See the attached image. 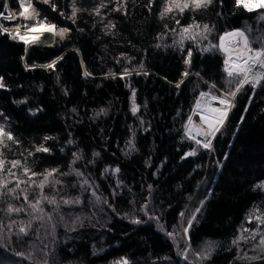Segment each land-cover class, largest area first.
Wrapping results in <instances>:
<instances>
[{
	"label": "trees",
	"instance_id": "1",
	"mask_svg": "<svg viewBox=\"0 0 264 264\" xmlns=\"http://www.w3.org/2000/svg\"><path fill=\"white\" fill-rule=\"evenodd\" d=\"M7 2L17 18L0 19L5 84L0 125L14 139L5 136L0 145L5 161L0 176L12 181L9 188L16 178L26 181L21 187L34 202L40 198V181L56 169L44 195L55 196L59 208L44 202L52 220H33L27 228L32 215L22 196L0 197V264H44V251L48 264H123L124 258L130 264H264V258H246L264 257L254 247L260 236L251 239L256 217L264 219V81L254 92L246 84L237 93L211 149L197 145L185 130L201 91L208 92L213 83L221 91L236 87L224 72V54L204 49L233 30L244 31L253 48L264 46V9L249 12L235 0H213L183 13L170 0H20L23 7L32 3L21 15L18 0H0L4 16ZM170 6L173 10L161 15ZM205 24L215 26L206 40L197 35ZM41 25H55V41L46 29L27 36L35 38L30 43L54 42L50 47L26 49L11 32H3ZM189 25L181 47V31ZM61 28L68 29L63 38L56 34ZM189 49L191 64L186 65ZM61 55L53 67H45ZM185 71L190 75L185 77ZM40 147L50 151H37ZM193 150L195 155H186ZM13 160L20 164L12 167ZM32 172L37 175L30 181ZM85 178L100 202L92 189L81 188ZM61 196L79 197L82 203L65 205ZM201 201L204 206L196 212ZM146 203L158 221L141 210ZM8 204L25 210L9 214ZM192 215L196 219L185 233ZM259 231L264 234V224Z\"/></svg>",
	"mask_w": 264,
	"mask_h": 264
},
{
	"label": "snow or ice",
	"instance_id": "2",
	"mask_svg": "<svg viewBox=\"0 0 264 264\" xmlns=\"http://www.w3.org/2000/svg\"><path fill=\"white\" fill-rule=\"evenodd\" d=\"M45 3L48 2V0H44ZM171 5H173L175 8H177L181 13H183L186 9H188L190 6L192 10L205 8L208 5L213 3V0H170ZM253 2L261 9H264V0H235L236 6H243L244 9H246L249 12L254 11V7L252 6ZM23 7V2L21 4ZM149 12H151V5H147ZM5 8H7V5L5 4ZM55 10V9H54ZM116 10H119L117 8ZM173 8L166 7L164 9V12L161 13L163 15L164 13L171 12ZM27 12V8H24V12L21 13V15H24V13ZM77 12V9H73V17H75ZM96 14L99 15V9L96 10ZM11 14H9L10 16ZM220 15V13H218ZM0 16H3L4 19H9V16H4V13L0 12ZM264 18V17H262ZM177 24H179V21H177ZM193 25H189L187 28H183L181 31V41L180 45L183 47V40L185 39L184 33H188L189 29L192 28ZM195 27L199 28L200 26L197 24ZM215 26L213 25L211 28L209 25L205 24L203 25V29L200 33H197V35H200L202 39H207V34H210ZM2 28V26H0ZM55 29V25H51L47 30L53 31ZM30 31H35V28L30 29ZM68 29L61 28L57 35H60L61 38H63L64 33H66ZM3 32L11 33L9 32V29L3 28ZM16 35H20L19 31H17ZM159 35V34H158ZM15 38V36H13ZM189 39H195V35L187 37ZM232 38H236L233 40ZM20 39L24 41L25 44H28L30 42H35V38L31 39L27 35H20ZM219 44L218 45H209L204 49V51H209L213 48H217L220 50L224 56V72L227 74L228 83L231 84L233 79L237 80V84L235 87V90L228 89L226 91H220L217 89L216 84L209 85V91L204 92L201 91L199 93V97L197 98L195 102V109L194 112L198 113L200 116V123L204 127L202 129H197L195 132V135H192V133H188L190 138L195 140V143L197 145H202L204 149H211L212 147V138L216 136L218 132H220L221 127L225 124L227 120L228 111L234 107L232 102L228 99L229 96H231L233 99L236 97L237 93L241 91L244 85L248 84L251 85L253 92L255 91L256 87L261 84L262 81H264V46H260L258 48H253L251 46V43L246 36L244 31L241 30H234L231 32H225L220 35L219 37ZM159 46V45H158ZM191 57H192V51L191 49L187 52V57L185 58V64L190 65L191 64ZM56 61H52V64L46 65L45 67H53L55 65ZM259 68V71H254V69ZM124 74L128 75L129 70L125 69ZM139 74V73H137ZM147 75V73H144ZM185 77L190 75L188 71H185L183 73ZM199 75V73H197ZM183 81H180L176 84V87L179 88L180 84H182ZM5 84L3 82V77H0V88H4ZM213 90L219 91V95H214ZM135 95V92L133 91V96ZM204 97H210L208 100H204ZM212 102H217L219 107H213ZM138 108L136 106L133 107L132 111L135 115ZM75 111V110H73ZM246 111V109H245ZM100 112L106 114L105 109H100ZM0 115H3L0 113ZM243 120V117L241 118V121ZM143 123V121H141ZM188 124H192V116L190 115L188 117ZM186 132H187V126H186ZM7 137L8 140H13L14 137L12 136L11 132H5L4 126L0 125V145L4 144V137ZM202 136L204 139H198L197 137ZM45 139H49V137H45ZM71 142V141H70ZM18 143V142H17ZM131 143V142H130ZM37 151H43V152H49L50 150L47 147H40L36 149ZM195 151H190L186 155L191 156L195 155ZM2 155V154H0ZM75 155V154H74ZM94 156H98L99 153H94ZM4 159L0 158V173H3L4 171ZM12 167H16L20 164L19 160H13L11 161ZM29 169L27 167L24 168V174L27 175L29 173ZM56 169H52L51 171H48L46 175H44L43 180L40 181L38 187L40 189V198L33 201L29 200L28 197V189L22 188L21 185L25 184L26 181L21 180L19 178H16L15 187L9 188L8 185L12 183L11 180H5L2 176H0V197L4 195H11L14 199L20 200L21 196L23 198L24 204H26L31 209V215L32 219L29 220L27 228L32 227V221L38 220L43 221L45 218H47L48 221L52 220V216L45 212L44 208L42 207V204L46 202L49 205H55V210H58L59 208V202L57 201V198L55 196L48 197L44 195V187L47 183H49V178L52 177L53 173L56 172ZM9 175H14L11 173V169L8 170ZM75 175L77 176H83V173L79 170H74ZM115 172H119V168L115 169ZM69 173H63L62 175H68ZM37 173L32 172L31 176H29V180L31 181L32 176H36ZM32 183H35V181H32ZM52 183L55 184H61L62 181L60 180H53ZM85 186L87 188L92 189V196L95 197L97 202H100V197L97 195V192L92 184L89 183L88 179H84L81 188L84 189ZM149 195H151L152 185H148ZM261 187H264V185H261ZM19 190L20 195H17V191ZM113 195H115V192H113ZM61 200L63 204L65 205H72V204H80L82 201L79 197L75 199L65 198L64 196H61ZM104 203H107V200H104ZM201 207L197 208L195 211L200 212L201 208L204 206L205 201H201ZM110 206V205H109ZM24 206L21 207H14L12 204L7 205V212L9 214L16 213L19 214L22 211H24ZM141 210L144 211L145 215L148 216L149 219H155L159 220L160 218L158 216H152L149 215V212L151 211L149 209L148 204H144L141 206ZM180 216L183 220L185 217V214L183 212L180 213ZM258 221L257 230L252 232L251 239L255 240L256 236H260V240L258 244L254 245V247L259 248L262 253H264V234H261L259 231V224H264V219H261L259 216L256 217ZM63 219V217H61ZM196 219L195 215H192L190 218L186 220L187 227L184 228V232L187 233L188 229L191 228L193 220ZM80 217H76V221H79ZM133 223H141L142 221L139 219H133ZM75 223V222H74ZM27 228L21 227L19 229L20 233H24L27 235ZM74 230V229H73ZM54 231V226H53ZM168 235L171 237L173 236V233L169 232ZM243 239V237H241ZM233 243H237L236 240L233 241ZM44 249H47V245H44ZM43 251V250H42ZM185 259H187V251H183L180 253ZM48 253L44 251V264H48V261L46 259ZM246 256V254H245ZM202 259H207V256H201ZM247 259L250 260H257L264 257L261 256H252L247 257ZM123 264H130V261H128L127 258L123 259Z\"/></svg>",
	"mask_w": 264,
	"mask_h": 264
},
{
	"label": "rangeland",
	"instance_id": "3",
	"mask_svg": "<svg viewBox=\"0 0 264 264\" xmlns=\"http://www.w3.org/2000/svg\"><path fill=\"white\" fill-rule=\"evenodd\" d=\"M19 1V4H20V6H21V3H20V0H18ZM32 3H33V0H32ZM31 3V4H32ZM252 6L254 7V9H259V7L253 2V4H252ZM22 7V6H21ZM30 6L28 5L27 7H22L23 8V10H24V8H29ZM9 14H11L10 16H9ZM5 16H9V19H7L8 21H14V20H16V18H17V16H16V14L12 11V13L11 12H9L8 11V9H7V14L5 15ZM51 25H49V26H45V25H41V26H37V28L36 27H33V28H35V31H38V30H40V29H48L49 27H50ZM38 27H40V28H38ZM45 27H48V28H45ZM32 28V29H33ZM22 28H19V27H16V28H13V29H9V32H11L12 33V37L13 36H15V38L17 39V40H21L20 39V35H27V33H29V32H31L30 30H24L23 32H19V34L20 35H16V33H17V31L18 30H21ZM31 29V28H30ZM53 31H55V30H53ZM55 33V32H54ZM246 34V33H245ZM54 36H55V34H54ZM247 36V35H246ZM40 37V41L41 40H46L45 39V37H43V36H39ZM248 37V36H247ZM36 38H38V37H36ZM236 38H233V40H235ZM249 39V38H248ZM22 41V40H21ZM36 41H38V40H36ZM38 44V43H37ZM54 44V43H53ZM52 44V45H53ZM52 45H50V46H52ZM38 46H45V45H41V44H39ZM50 46H45V47H50ZM256 71H259L260 69L259 68H256L255 69ZM232 83L233 84H237V80L236 79H233L232 80ZM221 91V90H220ZM212 94H214V95H219V92H217V93H215V92H213ZM208 99H210V97H204V100H208ZM228 99L232 102V97L231 96H229L228 97ZM234 102H232V104H233ZM212 106L213 107H216V106H218L219 107V105H218V103L217 102H212ZM232 109V108H231ZM194 113H196V112H193V114H192V124L191 125H194V126H197V128H203V125H201V123H200V116H199V114L198 113H196V114H194ZM228 113H229V111H228ZM197 117H198V119H197ZM199 121V122H198ZM197 123H199V124H197ZM191 125H189V124H187V132L186 133H192V135H194V132H195V130L194 131H192V130H190V128H191ZM189 135V134H188ZM217 135V134H216ZM215 138V137H214Z\"/></svg>",
	"mask_w": 264,
	"mask_h": 264
},
{
	"label": "bare ground",
	"instance_id": "4",
	"mask_svg": "<svg viewBox=\"0 0 264 264\" xmlns=\"http://www.w3.org/2000/svg\"><path fill=\"white\" fill-rule=\"evenodd\" d=\"M30 3V2H29ZM45 28H48V27H45ZM19 32H23L24 30H18ZM53 35H54V31H53ZM54 41H55V36H54ZM54 43V42H53ZM30 45H39V44H37V43H28L27 44V49L29 48V46ZM45 47V46H44ZM254 71H256L255 69H254ZM216 107H218V106H216ZM194 114H196V113H194ZM197 119H198V117H197ZM200 119V118H199ZM199 122V121H198ZM197 124H199V123H197ZM204 127V126H203ZM223 127V126H222ZM221 127V128H222ZM197 129H202V128H197V126H194V125H191V128H190V130H192V131H194L195 130V132H196V130ZM195 132H194V135H195ZM198 139H201V140H203L204 138L202 137V136H199V137H197ZM213 140H214V138H212V142H213Z\"/></svg>",
	"mask_w": 264,
	"mask_h": 264
},
{
	"label": "water",
	"instance_id": "5",
	"mask_svg": "<svg viewBox=\"0 0 264 264\" xmlns=\"http://www.w3.org/2000/svg\"><path fill=\"white\" fill-rule=\"evenodd\" d=\"M6 5H7V9H8V11L12 13V10H11L10 6L8 5V2L6 3ZM0 19H4V17H3V16H0ZM5 20H6V19H5ZM77 51H79V50H77ZM63 54H64V53H63ZM63 54H62V55H63ZM62 55L59 56L57 59H55V61L59 60V59L62 57ZM81 59H82V56H81ZM50 64H52V63H50ZM50 64H48V65H50ZM45 66H46V65H45ZM230 111H231V109L229 110V113H230ZM229 113H228V115H229ZM228 115H227V118H228Z\"/></svg>",
	"mask_w": 264,
	"mask_h": 264
},
{
	"label": "built area",
	"instance_id": "6",
	"mask_svg": "<svg viewBox=\"0 0 264 264\" xmlns=\"http://www.w3.org/2000/svg\"><path fill=\"white\" fill-rule=\"evenodd\" d=\"M233 39V38H232Z\"/></svg>",
	"mask_w": 264,
	"mask_h": 264
}]
</instances>
